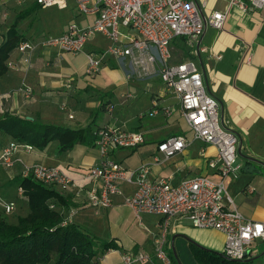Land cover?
<instances>
[{
  "label": "crops",
  "instance_id": "crops-1",
  "mask_svg": "<svg viewBox=\"0 0 264 264\" xmlns=\"http://www.w3.org/2000/svg\"><path fill=\"white\" fill-rule=\"evenodd\" d=\"M197 1L205 14L224 12V26L219 30L206 29L197 56L192 55L184 38H176L184 51L180 59L173 55L172 60L194 58L201 69L205 87L218 101L223 126L240 136V150L236 158L240 168L237 173L221 177L207 167V160L217 154L216 148L192 137L181 115L176 94L166 88L157 75H140L130 57H106L100 71L94 76H87L84 72L85 53L98 52L108 44L97 42L95 34L85 44L84 51L78 54V69L60 63L53 54L54 50L60 51L42 45H38L32 53L28 65L21 61L18 51L11 54L8 60L11 65L0 75V117L8 113L69 128H83L93 122L91 129L94 132L104 126H120L141 132L143 141L135 148H118L110 152V157L128 171H135L142 163L151 162L161 140L184 135L190 141L188 146L168 159L153 163L149 178L169 177L177 183L182 179L205 175L224 185L227 195L245 218L264 222V7L243 10L236 3H231L232 0ZM30 4L26 0L23 4L10 0L8 17L12 9H24ZM74 12L76 22H83L82 26L92 21V16ZM5 26L6 31L9 25ZM41 40L34 39L36 43ZM181 41L187 43V48L182 46ZM68 83L70 87H67ZM154 103L160 112L155 116L141 117V113L150 111ZM161 108H169L170 113H162ZM11 140L10 136L0 132V151ZM55 147L56 142L52 141L43 150L33 148L30 152H16L17 161L13 168L0 166V196L15 201L19 207L16 217L26 212L22 207L24 195L10 181L20 175L25 164L58 167L76 185L90 187L94 184L95 180L86 176L85 169L100 162L101 156L95 145L76 144L60 154L55 152ZM120 189V194L112 196L109 207L93 209L84 203L82 195H74V187L65 192L56 188L72 196L74 205L65 211L69 221L90 232L84 225L89 216H93L98 219L102 230L90 233L105 241L112 240L117 245V248L108 249L100 255L96 264H124L123 255L129 252L152 254L153 239L158 235L162 217L144 214L140 220L137 219L124 201L136 189L135 182H124L120 184ZM78 215L81 218L78 217L75 222L73 217ZM165 241L166 252H173L180 264H198L190 251L189 241L221 252L224 236L217 230L194 228L187 219L170 218ZM255 243L263 244L264 241ZM257 248L254 247L256 252L253 256L256 258L260 254ZM132 264L162 263L151 258Z\"/></svg>",
  "mask_w": 264,
  "mask_h": 264
},
{
  "label": "built area",
  "instance_id": "built-area-1",
  "mask_svg": "<svg viewBox=\"0 0 264 264\" xmlns=\"http://www.w3.org/2000/svg\"><path fill=\"white\" fill-rule=\"evenodd\" d=\"M9 1L0 0V23L8 18ZM14 1L17 4L24 2ZM32 1L41 8L68 7V0ZM72 1V8L77 14L92 16V21L84 26L70 23L57 37L43 38L38 43L34 39H23L17 46L21 61L28 65L38 45L60 52L82 53L87 41L99 33L108 44L98 52L85 53V74H97L106 57H130L140 75H157L166 88L176 94L181 115L192 137L216 148L217 154L215 158L207 160V167L221 177L237 173L240 168L236 163L240 136L223 126L218 101L206 90L198 63L194 58L173 61L171 48L176 38H184L190 45L192 55H199L200 38L208 27L222 29L226 14L221 11L205 14L197 0ZM231 3H236L243 10L264 7V0H248L246 3L232 0ZM66 85L70 87L69 83ZM161 110L162 113H170L169 108ZM159 112L154 103V107L141 117L155 116ZM95 134L94 145L101 159L97 165L85 169L86 176L95 180L92 186L76 185L60 168L40 163L23 165L20 175L62 190L74 187V195H82L84 203L95 208L109 207L112 196L121 193L120 184L135 182L136 189L124 199L126 205L139 220L142 215L149 214L161 216L162 222L158 235L153 239L152 254L129 252L123 255L124 264L151 258L162 264H170L165 249L167 221L170 218L187 219L194 228L221 232L224 236L221 252L230 259L245 260L255 255L253 243L264 241V222L245 218L234 206L221 182H214L205 175H196L177 183H173L169 177L149 178L153 163L168 159L188 146L190 141L184 135L161 140L151 162L142 163L135 171H128L110 157V152L118 148H135L143 141L142 133L120 126H106L97 129ZM33 148L26 143L9 141L0 151V166L13 168L17 161L15 153L30 152ZM19 193L22 194L21 188ZM0 208L3 213L9 214L15 209V202L0 197Z\"/></svg>",
  "mask_w": 264,
  "mask_h": 264
},
{
  "label": "trees",
  "instance_id": "trees-1",
  "mask_svg": "<svg viewBox=\"0 0 264 264\" xmlns=\"http://www.w3.org/2000/svg\"><path fill=\"white\" fill-rule=\"evenodd\" d=\"M39 8L36 3H31L15 18L29 16ZM23 39L24 34L17 30L15 20L0 42V75L7 71L9 57ZM92 123L83 128H69L5 113L0 117V132L15 142L39 150L55 141V152L60 154L76 144L93 146L96 134L91 129ZM10 184L22 189V207L26 212L16 217L19 207L15 203V209L9 213L13 219L16 217L15 222L8 220L5 213L0 216V264H96L105 251L117 248L114 241L102 240L65 217V211L74 205L70 194L21 175L14 177ZM189 248L198 264H253L256 258L230 259L222 252L207 249L194 241H189ZM167 255L170 263L180 264L173 252L169 251Z\"/></svg>",
  "mask_w": 264,
  "mask_h": 264
},
{
  "label": "rangeland",
  "instance_id": "rangeland-1",
  "mask_svg": "<svg viewBox=\"0 0 264 264\" xmlns=\"http://www.w3.org/2000/svg\"><path fill=\"white\" fill-rule=\"evenodd\" d=\"M28 4L32 2V0H26ZM73 1L68 0V7L66 8H58V7H48V8H39L36 12L30 14L29 16H26L21 19L15 18L16 14L22 10V9H12L10 12V16L8 17L6 24L3 26H0V38L5 37V25H10L13 21L16 20L17 22V30L19 32L24 33L25 38H47V37H57L60 32L66 28V26L70 23H75L77 26H82L83 22H76L77 20L74 17V11L72 9ZM73 20V21H72ZM94 38L97 42L102 43L103 45L107 44V40L102 37L100 34H95ZM93 38V39H94ZM179 41V40H177ZM185 48H187L185 42L181 41ZM172 51L173 55L180 59L183 55L182 47L180 46L179 42H176V39L172 42ZM56 57V59L60 63L68 64L69 66L74 68L79 67L80 60L78 59V54H72L68 52H57L54 50L53 53ZM147 111H143L141 114L146 113ZM84 186V185H81ZM56 189V188H55ZM59 189V188H57ZM63 192L67 190L59 189ZM90 208H95L88 206ZM3 216H5L4 213H2ZM6 217L8 220H13L12 214H6ZM78 217L81 218L79 215L74 216V221L77 222ZM86 226L85 228L89 230L90 232L94 233L96 230H102V226L98 225V219H94L93 216H89V218L85 222ZM258 247L257 249L260 251L259 257L254 260V264H264V243H254L253 248ZM263 253V254H262Z\"/></svg>",
  "mask_w": 264,
  "mask_h": 264
},
{
  "label": "water",
  "instance_id": "water-1",
  "mask_svg": "<svg viewBox=\"0 0 264 264\" xmlns=\"http://www.w3.org/2000/svg\"><path fill=\"white\" fill-rule=\"evenodd\" d=\"M202 38V37H201ZM201 38H200V40H201ZM200 40H199V43H200ZM206 90L208 91V89L206 88ZM209 92V91H208ZM257 257V256H256ZM249 259H251V258H249Z\"/></svg>",
  "mask_w": 264,
  "mask_h": 264
}]
</instances>
